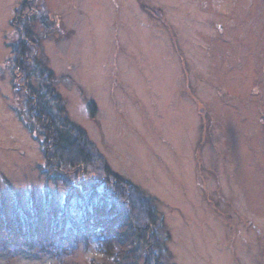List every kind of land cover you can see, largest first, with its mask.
Instances as JSON below:
<instances>
[{
  "label": "rangeland",
  "instance_id": "374dc122",
  "mask_svg": "<svg viewBox=\"0 0 264 264\" xmlns=\"http://www.w3.org/2000/svg\"><path fill=\"white\" fill-rule=\"evenodd\" d=\"M20 2L0 0V212L9 219L18 198L38 214L28 238L5 231L0 214V264H89L102 258L80 231L59 258L24 248L62 241L54 221L68 187L41 173V137L10 82ZM33 6L38 56L68 118L114 172L156 199L161 263L264 264V0ZM70 205L76 213L75 195Z\"/></svg>",
  "mask_w": 264,
  "mask_h": 264
},
{
  "label": "trees",
  "instance_id": "16d2710c",
  "mask_svg": "<svg viewBox=\"0 0 264 264\" xmlns=\"http://www.w3.org/2000/svg\"><path fill=\"white\" fill-rule=\"evenodd\" d=\"M33 4L34 0H21L14 10L11 24L18 37L11 45L14 72L10 82L24 104L31 129L41 137V173L47 182L60 181L68 190L59 219L54 221L57 234L66 237H54L62 239L54 245L35 238L31 247L24 248L52 250L59 258L65 256L64 247L70 246L71 251L76 248L75 241L71 243L67 236L80 231L85 247L94 242L102 258L90 259L89 264H163L159 252L164 246L160 238L164 221L157 212L156 199L114 172L85 129L68 118L64 98L55 88L54 73L38 56L40 41L33 31ZM86 106L89 115L94 116L96 103L88 99ZM74 195L76 213L70 205ZM12 208L9 219L0 212L4 230L10 231L7 228L11 224L22 233L20 236L30 237V228L37 223V208L33 203L22 207L18 198ZM46 211L50 215L49 207ZM90 235L96 238L89 239ZM5 250L0 247V251Z\"/></svg>",
  "mask_w": 264,
  "mask_h": 264
}]
</instances>
